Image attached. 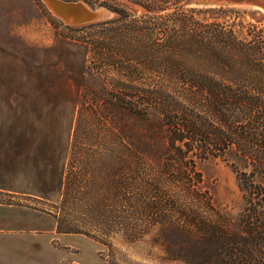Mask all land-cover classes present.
Here are the masks:
<instances>
[{"label": "rangeland", "instance_id": "374dc122", "mask_svg": "<svg viewBox=\"0 0 264 264\" xmlns=\"http://www.w3.org/2000/svg\"><path fill=\"white\" fill-rule=\"evenodd\" d=\"M169 3L148 15L136 0H98L93 7L115 15L94 24L125 15L126 22L142 24L154 17L161 37L158 23L172 20L176 27ZM219 7L264 26V0H189L183 10L203 17ZM90 25L64 22L42 0H0V203L17 206L0 211L2 259L188 264L181 251L191 239L164 221L187 213L238 230L244 199L232 159L199 162L200 191L186 189L192 182L169 180L160 116L137 119L115 107L133 92L118 87L116 67L94 59L92 43L103 27ZM156 74L153 82L160 80ZM135 133H148L154 142L136 140Z\"/></svg>", "mask_w": 264, "mask_h": 264}, {"label": "trees", "instance_id": "16d2710c", "mask_svg": "<svg viewBox=\"0 0 264 264\" xmlns=\"http://www.w3.org/2000/svg\"><path fill=\"white\" fill-rule=\"evenodd\" d=\"M84 1L93 5L98 0ZM136 1L148 15L173 2L176 27L172 20L158 23L164 30L157 37L154 17L138 24L126 22V15L89 26L103 27L101 39L92 43L94 59L116 67L118 87L133 92L115 107L137 119L154 112L160 116L169 180L192 182L186 189L200 191L198 163L229 157L244 199L238 230L229 222L169 215L164 222L172 221L191 239L181 257L188 264L205 256L201 264H264V26L246 22L233 8H211L209 16L195 17L183 10L189 0ZM149 63L161 66L154 69ZM156 73L160 80L153 82ZM133 136L154 142L148 133Z\"/></svg>", "mask_w": 264, "mask_h": 264}, {"label": "water", "instance_id": "95a60500", "mask_svg": "<svg viewBox=\"0 0 264 264\" xmlns=\"http://www.w3.org/2000/svg\"><path fill=\"white\" fill-rule=\"evenodd\" d=\"M64 22L80 26L111 19L115 13L106 8H95L84 0H42Z\"/></svg>", "mask_w": 264, "mask_h": 264}, {"label": "crops", "instance_id": "0c3cea01", "mask_svg": "<svg viewBox=\"0 0 264 264\" xmlns=\"http://www.w3.org/2000/svg\"><path fill=\"white\" fill-rule=\"evenodd\" d=\"M17 206L13 205H6V204H1L0 203V211L6 210V209H14ZM1 252V251H0ZM0 264H5L4 260L2 259V253H0Z\"/></svg>", "mask_w": 264, "mask_h": 264}]
</instances>
